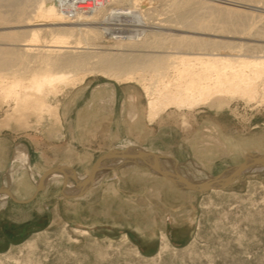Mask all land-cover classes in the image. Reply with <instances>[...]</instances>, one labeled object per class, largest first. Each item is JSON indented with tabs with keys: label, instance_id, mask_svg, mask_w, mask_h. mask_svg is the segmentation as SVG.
I'll return each instance as SVG.
<instances>
[{
	"label": "bare ground",
	"instance_id": "bare-ground-1",
	"mask_svg": "<svg viewBox=\"0 0 264 264\" xmlns=\"http://www.w3.org/2000/svg\"><path fill=\"white\" fill-rule=\"evenodd\" d=\"M157 1L165 5L169 1L171 13L162 16L161 21L156 19L152 21L153 14H157L159 9V4H153ZM184 1L185 5L189 4L186 0H0V6L12 7L14 12V17L7 18L8 16H3L0 10V69L8 71L14 68L18 76L19 68L24 70L29 66V62L38 60L43 66L42 71L32 74L28 80L8 78L3 80L1 90H6V93L0 90V94L3 95L0 96V107L1 105L7 107L0 118V128L9 127L13 120L22 124L24 122L27 128L30 126L28 124L30 116L34 117L35 122H39L50 110L53 112V123L57 125L60 120L56 111L58 103L50 106L47 97L62 92L60 85L73 88L81 83L88 73L94 71L119 82L139 81L146 99L149 120L155 119L159 113L170 107L179 111L191 110L204 104L218 103V106H221L236 99L264 103L263 24L260 23V27L255 26V23L247 21L248 18L246 19L244 14L247 21L244 20L245 24L243 22L240 24L238 20L234 22L235 19H232L233 23L238 21L239 27L244 25L242 26L244 28L233 29L228 25L224 26L226 25L224 22H218L222 25L220 29L218 23L212 25L210 21L206 22L210 20L207 14L206 21L200 20L197 16L200 11L195 9L197 6L193 5V8H190L191 4L185 9L187 6L184 8L182 4ZM200 1L205 4L210 2ZM217 1L218 4L220 2L227 4H220L218 9L220 7V10L233 12L236 17H241L240 12H244L246 8L264 12V0ZM115 3L118 5L114 6ZM181 4L184 9L179 7ZM220 10L216 12L219 13ZM258 13L257 22L259 20L264 23V15ZM214 14L212 17L215 19ZM250 20L256 22L254 19ZM12 25H18L21 29L1 31L11 28ZM217 35L247 40L223 39ZM100 38H113L115 49L122 52L111 53L112 51L107 52L104 48L98 47L94 40ZM151 48L156 53L140 55L136 52ZM253 150L257 151L258 147ZM115 151L124 155V152H118L117 149ZM249 153L261 158L264 156L258 152ZM154 156L155 161L157 160L168 174L178 175L190 182H201L214 176L223 177L245 159L215 175L206 174L204 177L196 178L181 171L179 165L173 161L169 162L168 167H163L157 158L159 154L155 153ZM142 160L145 162V157ZM17 161L29 170V176L36 174L32 178L36 187L42 174L31 169L30 163L28 164V152L21 143L13 150L11 164ZM12 168H9L7 173L9 177L5 184L9 195L3 191L5 194L0 195V201L8 197L16 198L15 192L22 185L17 177L13 180ZM64 169L63 173L50 172L43 176L41 189L54 181L63 180V194L78 197L95 177L93 174L83 185L74 186V180L65 178L68 173H73L79 180L87 177L89 173L82 175L71 170L67 173V168ZM18 171L14 169L16 174ZM248 171H264V166L252 165L246 172ZM173 184L178 189L195 190L184 184ZM214 189L217 187L209 190ZM161 238L160 248L164 250L169 244L163 234Z\"/></svg>",
	"mask_w": 264,
	"mask_h": 264
},
{
	"label": "rangeland",
	"instance_id": "rangeland-1",
	"mask_svg": "<svg viewBox=\"0 0 264 264\" xmlns=\"http://www.w3.org/2000/svg\"><path fill=\"white\" fill-rule=\"evenodd\" d=\"M186 1L189 4L185 5V1L182 3L184 8L187 6L185 9H188L191 4L190 8H193V5L197 6L195 9L200 11L197 14L200 20L206 21L208 16L210 20L206 22L210 21L212 25L224 22L226 24H223L224 26L241 29L244 25L240 28V24L248 21L255 23V26L260 27L261 24L264 26L263 21L257 22L258 12L264 15L263 11L243 8L245 11L240 12L241 17L237 15L240 18L238 19L233 12L220 10V7L218 9L220 4H227L222 2L218 4L217 0H205L210 1L209 4L200 0ZM167 3L166 5L159 1L153 3L159 4V9L157 14H153L152 21H161L162 16L171 13L169 1ZM210 3L217 5L211 4V6ZM182 4L179 7H182ZM117 5V3L114 4V6ZM0 10L3 16L14 17L12 7L0 6ZM219 10L221 13L216 12ZM211 13H215L213 15L215 19ZM216 13L219 16H216ZM244 14L246 19H254L253 21L256 22L248 19L246 21ZM232 19H235L234 22L238 20L240 24L238 21L233 23ZM218 26L222 29L221 24ZM218 26L216 25L219 29ZM17 29L21 27L12 25L11 28L1 29V31ZM217 36L236 41L247 40ZM94 42L107 52H122L115 49L116 44L113 38L95 39ZM152 50L154 49L136 52L140 55L156 53ZM123 51L128 52V50ZM28 64L29 66L24 70L19 68L18 76L14 68L8 71L0 69V90L3 80L7 78L25 81L32 74L43 70L38 60ZM89 79L116 81L97 71L88 73L84 78V80ZM133 83L139 85L142 90L139 81H133ZM60 87L62 92L47 97V103L50 106L58 103L60 97L71 88L62 85ZM1 91L6 93V90ZM0 96L3 95L0 94ZM219 106L196 107L191 117L195 118V112H198L196 115L198 118L199 114L213 113L215 108L218 109L225 133L243 139L256 138L257 141L262 142L258 147V151L262 152L259 154H264V103L236 99ZM6 107L1 105L0 118L4 115ZM56 111L58 112V109ZM52 113L51 110L45 113L39 122H35L34 117L30 116V119L28 118L30 126L27 128L24 122L22 124L13 120L9 127L0 128V137H5L7 140L14 137L13 150L20 143L26 148L25 141H29V137L40 139L46 127L49 131L55 130L56 124L53 123ZM184 121L187 122V120ZM238 160V158H232L224 149L223 160L215 162L209 171L215 175L237 164ZM183 168L189 175L196 178L209 174L208 170L199 169L192 163ZM4 173L0 175L2 183L6 179ZM30 177L33 182L32 178L35 175ZM25 182L28 184L26 179ZM58 184V181H54L49 185L51 194L47 195L43 201L38 202L36 198H33L28 206L20 208L19 210L25 211L21 217L15 219L12 217V212L0 211V264H264V171L245 172L234 181L214 190L176 191L175 195L171 194L173 199L171 202L165 200V197L160 194V200L153 202L156 204L153 208L157 209L155 213L151 211L147 202L141 200L103 201L102 192L98 191V187L91 192L90 196L83 194L74 198L63 194L69 200L58 202L56 201ZM93 216L96 217V224L90 219ZM166 216L170 217L169 222L166 221ZM105 217L109 219L108 222ZM125 218L128 219L121 224ZM161 234L165 236L169 244L164 250L160 248Z\"/></svg>",
	"mask_w": 264,
	"mask_h": 264
},
{
	"label": "crops",
	"instance_id": "crops-1",
	"mask_svg": "<svg viewBox=\"0 0 264 264\" xmlns=\"http://www.w3.org/2000/svg\"><path fill=\"white\" fill-rule=\"evenodd\" d=\"M207 106L217 107L218 103ZM170 108L159 113L155 119L149 120L146 99L141 87L136 83L84 80L60 97V120L55 130L49 131L46 127L40 139L31 136L29 141H25L28 164L40 174L52 166L62 165L67 168V173L71 170L86 175L102 154L117 149L124 152V155L112 154L106 159H100L99 169L93 175L95 177L80 196H90L98 187V191L102 192L103 201L141 200L147 202L155 213L157 209L153 208L156 206L153 202L160 200V194L171 202L176 191L190 189H177L166 176L145 164L139 155L141 149L147 151L144 155L145 161L151 164L158 162L154 156L157 153L163 167H168L169 162L173 161L179 165L181 171L186 172L183 167L192 163L199 169L208 170L209 174L214 163L223 160L224 149L232 158L239 159L236 163L242 162L249 152L262 153L253 150L262 144L256 138L243 139L225 133L216 108L213 113L199 114L198 118V112H195L194 119L191 117L194 108L180 111ZM14 140V137L9 140L0 137V175L6 171L5 182H0V188H5L9 168L14 167L13 180L17 177L22 182L19 190L15 192L16 198L28 200L16 202L8 197L0 201V211L12 212V217L16 219L25 212L19 210L20 208L28 206L33 198L38 202L43 201L51 192L49 186L36 191L29 170L24 166L19 167L20 162L11 164ZM14 169L19 170L17 174ZM69 174L66 178L73 180ZM58 182L56 201L69 200L63 195V180ZM4 192L0 191V195ZM6 194L9 195L8 190ZM169 218L166 216V221L169 222ZM90 219L96 224L95 216ZM127 219L121 221V224ZM105 220L109 221L107 217Z\"/></svg>",
	"mask_w": 264,
	"mask_h": 264
},
{
	"label": "water",
	"instance_id": "water-1",
	"mask_svg": "<svg viewBox=\"0 0 264 264\" xmlns=\"http://www.w3.org/2000/svg\"><path fill=\"white\" fill-rule=\"evenodd\" d=\"M118 152H119V150H118ZM112 153H115V155L121 156V154L116 153L115 149L105 152L94 162L92 169L90 170L89 175L87 177L79 180L73 175V173L70 174L71 178L75 181V185L76 186L80 185V184L83 185L86 182V179H88L89 176H92L99 169V160L102 158H106V157L111 156ZM146 153L141 150L139 155H141V157L144 159V154H146ZM144 163L149 165L150 167H152L153 169H155L159 173L163 174L164 176H166L169 180H171L175 184L180 183V184H184L186 187H191V188L198 190V191H207L211 188H216V187L218 188V187L223 186L226 183L231 182L233 179H235L239 175H242L244 172H246L248 170L249 166H252V165L264 166V156L261 158V157H257V155L254 153H247L244 161L239 166H237L236 168L229 171L225 176H223V177H215L214 176V177H211V178H209L205 181H201V182H190V181H188V180H186L183 177H180L178 175L174 176V175L168 174V172L166 170L161 168V165L158 162L151 164L148 161H145ZM64 168L65 167H63V166H52V167L48 168L42 174V176L39 177V181L36 185V191H38L39 189L42 188L43 176H45L47 173H50V172H61V173H63L65 170ZM65 178H66V176H65ZM0 191H6L7 192V189H5L4 187H1ZM11 198L13 200H15L16 202H25L28 200V199L20 200V199H17L15 197H11Z\"/></svg>",
	"mask_w": 264,
	"mask_h": 264
},
{
	"label": "built area",
	"instance_id": "built-area-1",
	"mask_svg": "<svg viewBox=\"0 0 264 264\" xmlns=\"http://www.w3.org/2000/svg\"><path fill=\"white\" fill-rule=\"evenodd\" d=\"M82 1H85V0H82ZM87 1V0H86ZM88 1H91V0H88Z\"/></svg>",
	"mask_w": 264,
	"mask_h": 264
}]
</instances>
